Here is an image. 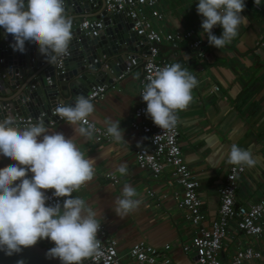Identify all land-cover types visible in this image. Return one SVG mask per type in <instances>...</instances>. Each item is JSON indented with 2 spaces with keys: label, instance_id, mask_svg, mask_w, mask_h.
Instances as JSON below:
<instances>
[{
  "label": "crops",
  "instance_id": "1",
  "mask_svg": "<svg viewBox=\"0 0 264 264\" xmlns=\"http://www.w3.org/2000/svg\"><path fill=\"white\" fill-rule=\"evenodd\" d=\"M165 1L157 5L162 19L152 20V24L163 22L159 28L163 33L192 30L196 39L205 45L201 55L190 56L183 52L187 49L185 42L175 46L163 43L158 47V58L170 64L180 63L198 80L192 90V102L184 111L176 113L178 145L183 161L197 177L200 210L210 222L217 216V190L223 183L229 165L228 152L233 144L247 149L257 160L254 167L243 166L244 173L237 178L235 205L248 207L264 197V0H258L257 4L255 0H245L241 15L247 17L248 22L241 25L238 35L221 49L210 46L203 34L204 18L197 13L198 0ZM99 11L91 9L82 15L86 20H93ZM190 18L197 22L198 32L189 26ZM222 31L219 25L212 30L217 37ZM29 76L25 73L20 81ZM140 76V69L135 68L119 80L111 78L114 89L92 102L94 112L89 121L105 130L108 120L120 123L124 141L116 142L110 136V141L96 142L93 136L91 139L76 136L77 146L85 157L96 158L97 163L93 179L75 191L73 197L84 199L87 207L96 213L107 236L116 240L119 254L134 243L144 242L159 250L169 247L166 256L170 264H195L193 251L190 249L184 254L180 249L189 245L194 232L183 212L175 206L174 194L179 193L180 188L167 174L153 179L134 161L135 150L145 145V137L129 127ZM214 87L218 91L215 92ZM47 130L61 132L66 138L74 135L67 123ZM13 163L0 156V168ZM121 164L127 165V175L116 171ZM106 177L116 181L113 183ZM125 184L136 190L134 199H139L140 204L120 218L113 211L114 200L121 196ZM241 247L260 249L263 242L255 243L236 231L234 222H229L219 253L220 263L230 264L231 256Z\"/></svg>",
  "mask_w": 264,
  "mask_h": 264
},
{
  "label": "clouds",
  "instance_id": "2",
  "mask_svg": "<svg viewBox=\"0 0 264 264\" xmlns=\"http://www.w3.org/2000/svg\"><path fill=\"white\" fill-rule=\"evenodd\" d=\"M245 7V0H198L197 13L204 18L201 28L210 46L221 49L232 42L248 22L241 15ZM217 25L223 29L220 37L212 32ZM0 27L13 36V51L24 53L25 43L31 42L51 65L67 55L72 38L64 0H0ZM197 85L196 76L178 62L157 69L141 94L146 115L161 129L174 127L176 113L192 102ZM55 111L72 127V137L49 133L42 120L23 129L14 126L11 116L0 120V156L15 162L0 168V251L13 255L47 239L54 244L48 257L58 258L61 264H83L98 254L101 225L85 200L72 193L94 176L96 158H86L76 142L77 135L93 136L95 125L89 117L94 105L80 95L72 104L59 103ZM106 123L107 135L124 141L120 123ZM227 163L251 168L257 160L233 144ZM116 171L127 175V165H119ZM49 190L57 198L54 204L47 203ZM136 196V190L125 184L114 200L115 214L123 218L136 210L140 204Z\"/></svg>",
  "mask_w": 264,
  "mask_h": 264
},
{
  "label": "built area",
  "instance_id": "3",
  "mask_svg": "<svg viewBox=\"0 0 264 264\" xmlns=\"http://www.w3.org/2000/svg\"><path fill=\"white\" fill-rule=\"evenodd\" d=\"M101 1L105 15L109 17L118 15L129 20L131 24L129 31L137 37L135 51L127 58L129 62H125L124 71L117 78H113V81L121 79L135 68H139L141 71L136 90V106L132 111L129 127L132 131L140 132L145 137V145L135 150L133 157L137 167L147 171L153 179L167 174L180 188L179 193L174 194L175 206L176 209L183 212L185 221L194 231L189 245L180 246V249L184 254L191 249L194 253L195 264H221L219 253L222 241L226 236L229 222H234L236 231L252 239L255 243L263 242V247L260 249L256 247L237 248L230 258V264H264V197L248 207L237 206L234 201L237 178L244 173V167L231 164L227 166L223 183L217 190L219 201L217 216L214 220L207 222L200 210L201 201L197 194V177L183 161L178 145L177 124L169 129H161L156 126L146 115L147 105L141 97L144 86L155 71L170 64L169 61L158 58V47L161 44L169 43L175 46L185 42L187 50H191L199 56L202 47L205 46L204 43L196 39L192 30L181 33H163L160 30H155L150 21L162 19L161 14L155 9L159 0ZM97 15L96 19H83L79 23L78 30L82 31L85 37L96 38L103 30V17L98 13ZM142 40L145 45H142ZM67 58L68 53L58 58L55 69L62 71ZM112 83L94 85L86 97L91 102L100 99L107 90L114 89L115 86ZM213 90L218 91L215 87ZM11 117L14 120V126L19 129L41 120L48 129L67 123L56 113L55 108L42 111L35 117L31 115L23 117L13 115ZM2 119L4 117L0 118V120ZM93 138L96 142L110 141L106 130L96 125ZM106 178L112 180L113 183L116 181L113 177ZM73 194L74 192L72 196ZM46 195L50 198L47 203H56L57 198L52 196L51 190ZM148 196L151 197V193L148 192ZM60 199L62 201L63 198ZM97 239L99 240L98 254L87 258L83 264L86 262L89 264H170V260L166 256V250L169 248L167 246L159 250L144 242H137L131 245L125 253L119 254L116 240L107 236L102 225ZM49 246L53 247L54 244L50 241Z\"/></svg>",
  "mask_w": 264,
  "mask_h": 264
},
{
  "label": "water",
  "instance_id": "4",
  "mask_svg": "<svg viewBox=\"0 0 264 264\" xmlns=\"http://www.w3.org/2000/svg\"><path fill=\"white\" fill-rule=\"evenodd\" d=\"M64 5L65 14L71 16L68 18L72 22V38L62 71L49 64L31 42L25 43L24 53L13 51V36L0 27V118L35 117L42 111L56 109L59 103L72 104L77 96L86 97L94 85L110 82L124 71L137 42L135 34L129 31V20L118 15L106 16L101 0H64ZM91 9L100 10L98 14L103 17L104 28L96 38L85 37L78 30L79 23L86 18L82 14ZM142 43L145 45L143 40ZM183 52L193 56L191 50ZM25 73L30 76L21 82ZM38 242L43 246L36 244L13 255L0 251V264H61L58 258L46 255L50 240Z\"/></svg>",
  "mask_w": 264,
  "mask_h": 264
},
{
  "label": "rangeland",
  "instance_id": "5",
  "mask_svg": "<svg viewBox=\"0 0 264 264\" xmlns=\"http://www.w3.org/2000/svg\"><path fill=\"white\" fill-rule=\"evenodd\" d=\"M161 1L162 0H159L158 1V4L157 5H159L160 3H161ZM165 1V0H164ZM166 2V1H165ZM156 10H159V8H158V6H156V8H155ZM190 20H191V18H190ZM150 23H151V25H152V27L155 29V30H159V28L163 25V22H153V24H154V26H153V24H152V20L150 21ZM189 26L192 28V29H194L195 31H199V29L200 28H198L199 26L197 25V22H195L194 20H191L190 22H189ZM49 248H51V246H48Z\"/></svg>",
  "mask_w": 264,
  "mask_h": 264
},
{
  "label": "flooded vegetation",
  "instance_id": "6",
  "mask_svg": "<svg viewBox=\"0 0 264 264\" xmlns=\"http://www.w3.org/2000/svg\"><path fill=\"white\" fill-rule=\"evenodd\" d=\"M37 245L43 246V244L41 242H37ZM46 249H50L48 246L45 247Z\"/></svg>",
  "mask_w": 264,
  "mask_h": 264
}]
</instances>
